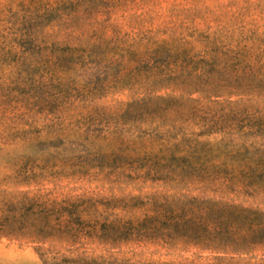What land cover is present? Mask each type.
Here are the masks:
<instances>
[{"label":"rangeland","instance_id":"obj_1","mask_svg":"<svg viewBox=\"0 0 264 264\" xmlns=\"http://www.w3.org/2000/svg\"><path fill=\"white\" fill-rule=\"evenodd\" d=\"M118 17L170 76L0 82L2 264H264V0Z\"/></svg>","mask_w":264,"mask_h":264},{"label":"trees","instance_id":"obj_2","mask_svg":"<svg viewBox=\"0 0 264 264\" xmlns=\"http://www.w3.org/2000/svg\"><path fill=\"white\" fill-rule=\"evenodd\" d=\"M123 1L0 0V82L25 73L83 83L170 76L168 54L119 23ZM28 249L0 243V264L3 253ZM33 254L36 264L86 263Z\"/></svg>","mask_w":264,"mask_h":264}]
</instances>
